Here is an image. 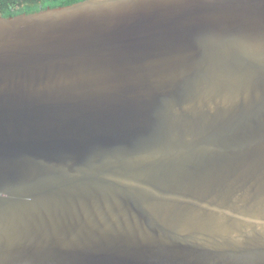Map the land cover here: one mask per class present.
I'll return each instance as SVG.
<instances>
[{
    "label": "water",
    "instance_id": "1",
    "mask_svg": "<svg viewBox=\"0 0 264 264\" xmlns=\"http://www.w3.org/2000/svg\"><path fill=\"white\" fill-rule=\"evenodd\" d=\"M0 264H264V0L0 16Z\"/></svg>",
    "mask_w": 264,
    "mask_h": 264
},
{
    "label": "trees",
    "instance_id": "2",
    "mask_svg": "<svg viewBox=\"0 0 264 264\" xmlns=\"http://www.w3.org/2000/svg\"><path fill=\"white\" fill-rule=\"evenodd\" d=\"M84 0H0V16L14 17L46 9L70 6Z\"/></svg>",
    "mask_w": 264,
    "mask_h": 264
}]
</instances>
